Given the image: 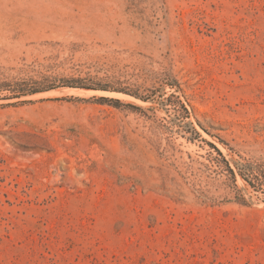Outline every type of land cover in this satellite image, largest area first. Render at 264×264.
Wrapping results in <instances>:
<instances>
[{
	"label": "rangeland",
	"instance_id": "374dc122",
	"mask_svg": "<svg viewBox=\"0 0 264 264\" xmlns=\"http://www.w3.org/2000/svg\"><path fill=\"white\" fill-rule=\"evenodd\" d=\"M0 264H264V0H0Z\"/></svg>",
	"mask_w": 264,
	"mask_h": 264
},
{
	"label": "trees",
	"instance_id": "16d2710c",
	"mask_svg": "<svg viewBox=\"0 0 264 264\" xmlns=\"http://www.w3.org/2000/svg\"><path fill=\"white\" fill-rule=\"evenodd\" d=\"M66 87L70 88V89H75V90H84V91H100V92H116V93H122V91L119 90H115V89H110L108 87H103V86H88V85H76V84H68L65 85ZM53 88H45L42 90H36V91H30V92H26V93H22L16 96L17 99H19L20 97L23 96H31L37 93H41V92H47L52 90ZM98 102L101 103H110V104H119L118 100L115 99H108V98H98L96 99ZM212 148L216 149L213 145H211Z\"/></svg>",
	"mask_w": 264,
	"mask_h": 264
},
{
	"label": "bare ground",
	"instance_id": "6f19581e",
	"mask_svg": "<svg viewBox=\"0 0 264 264\" xmlns=\"http://www.w3.org/2000/svg\"><path fill=\"white\" fill-rule=\"evenodd\" d=\"M70 93L74 94V95H83V94H87V95H90V94H93V92H87V91H83V90H68ZM96 94H103V93H96ZM105 95V93H104ZM117 98V97H116Z\"/></svg>",
	"mask_w": 264,
	"mask_h": 264
}]
</instances>
